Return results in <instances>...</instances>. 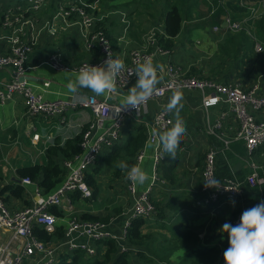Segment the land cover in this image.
Instances as JSON below:
<instances>
[{"label": "crops", "instance_id": "0c3cea01", "mask_svg": "<svg viewBox=\"0 0 264 264\" xmlns=\"http://www.w3.org/2000/svg\"><path fill=\"white\" fill-rule=\"evenodd\" d=\"M170 1L173 3L175 0ZM195 1L198 6L190 11L189 18L183 17L181 33L174 39L175 45L171 51L160 46L158 42L159 35L166 36L163 18L166 0H101L97 9L88 12L94 14L96 24L108 36L115 56L123 60L125 65L130 64L132 53L140 52L152 55L150 59L153 63L163 67L164 71L159 73L162 79L156 88L171 79L169 68L173 67L185 77L211 80L217 85L239 86L245 90L258 87L257 94L264 95V39L256 29L257 22L264 16V0ZM6 6V1L0 0V18ZM64 7L65 0H48L38 14L25 19L18 29L21 30L23 39L33 45L26 63L29 69L23 81L47 101L63 100L71 103L92 97L93 94L86 89H82L76 96L69 94L66 84L73 78L71 72H57L46 62L54 54H61L66 65L75 69L83 63L99 62L103 54L98 48H87L79 25L80 19L78 16L65 17ZM226 17L240 23L242 28L231 30L225 24ZM3 33L5 31L0 30V38ZM231 36L232 41H229ZM226 45L227 51L223 53L221 48ZM159 47L164 53L158 52ZM5 52L6 43L0 39V56ZM14 70L12 66H0V83H11ZM137 79L134 76L130 84L124 87L117 85L119 95L110 94L93 99L102 101L108 98L109 101L121 104L124 95L135 85ZM174 93L181 96L182 107L179 115L186 127V145L181 151L182 159L176 168L178 182L175 185L170 184L157 170L158 167L154 172L152 158L150 180L143 185L136 184V194L132 195L129 190L130 181L126 179L127 170L122 171L118 167L121 161H127L119 158L115 165H109L105 162V157L116 146H124L139 127L146 128L148 139L152 130H156L158 113L168 104ZM209 95V90L203 92L197 89H178L168 93L162 102L150 101L137 115L128 118L119 130L117 141L100 151L96 164L86 173V177H93L96 181L98 195L94 197L93 187L90 188L91 198H84L78 193L71 194L70 201L60 206L63 215L57 217L55 232L60 230L63 236L53 235L49 242H45L48 249L54 251L53 256L45 257L43 253L33 251L23 264H59L62 254L73 253L64 241L65 229L72 221L83 220L86 214L101 218L109 216L107 229L113 239L124 244L128 252H131L132 264H145L138 257L140 249L126 243V234L131 222L137 218H134L136 199L148 189V197L160 204L165 215L161 219L157 207L150 200L156 211L145 219L144 234L154 233L163 241L172 239L171 232L164 227L181 230L182 236L195 233L199 241L197 249L217 248L222 257L217 264H224L223 252L229 246L228 237L218 230L226 221L235 225L238 214L264 200V143L251 154L246 144L237 138L240 124L232 105L221 100L216 107L206 110L202 100ZM170 113L175 122V110ZM94 121L92 111L81 106L46 119L42 116H29L23 100L18 96L0 102V171L3 177L0 188L15 184L25 189L22 199H17L8 192L2 196L10 208L33 206L47 196V192L40 186L42 174L38 181L24 185L17 170L45 165L51 146L56 143L63 146L67 141L83 134ZM108 127L109 124L104 125L96 134L104 133ZM144 148L146 154L150 151L153 156L157 153L161 156L158 166L175 165L177 155L175 159L168 156L162 151L161 145H153L147 141ZM210 150L215 152L216 180L220 170L228 167L229 174L222 181L231 180L240 185L242 195L239 199L224 198L218 203L208 205L201 203V198L204 199L201 188L205 156ZM54 159L61 168L69 160L61 153ZM132 160L133 165H136V158ZM253 163L260 166L261 184L253 187L259 188L258 196H251L245 191V185L249 184L248 177L253 173ZM84 199L90 202L86 209L81 205ZM232 201H235V206ZM176 206H180L179 211L172 208ZM10 239L11 233L0 231V242L5 243ZM79 241L96 250L98 248L97 242L90 238L83 236ZM18 245L19 243L16 248ZM100 248L104 255L106 248ZM188 251L191 250L176 254L169 264H179V258L189 254ZM155 264L162 263L157 261Z\"/></svg>", "mask_w": 264, "mask_h": 264}, {"label": "built area", "instance_id": "2783aa9c", "mask_svg": "<svg viewBox=\"0 0 264 264\" xmlns=\"http://www.w3.org/2000/svg\"><path fill=\"white\" fill-rule=\"evenodd\" d=\"M7 3L0 18V30L5 31L1 35V41L6 43V52L0 56V66H12L14 70V79L9 84L0 83V102L12 100L15 96L23 100L26 112L31 117L42 116L52 118L63 114L75 107L89 109L95 116V121L90 123L83 133L81 144L82 153L74 160H68L64 163L67 170L65 179L59 184L55 191L48 193L43 197L39 204L26 206L22 209H12L0 194V231L11 233V239L5 243L0 242V264H23L25 258L39 251L45 257H51L54 254L52 249H48L46 243L40 240L34 234L35 228H41L48 233H54L57 227V217L50 211L52 207H60L65 202L70 201V195L80 193L84 198H91L92 191L86 182V173L93 167L100 151L106 146H112L119 137V130L128 118L137 115L142 108L154 101H163L164 97L171 91L178 89H197L201 91H210L209 96L202 100L203 107L207 110L216 107L221 100L232 105L234 112L239 120L240 129L238 139L246 144L247 150L252 154L259 146L264 143V95L257 94L258 87L251 90H245L239 86L217 85L215 81L185 77L173 67L169 68L171 79L163 86L157 88V92L144 104L135 109H122L118 102L96 99H80L73 102L63 100L47 101L41 95L34 92L32 87L26 82L20 80L28 72L26 66L28 56L32 52L33 45L26 42L18 29L19 24L25 19L36 15L44 7L48 0H5ZM101 0L93 3L87 0H65L63 13L65 17L71 18L78 16L79 25L82 29V36L89 50H98L103 54V58L96 63H83L78 68H71L66 65L61 54H54L46 62L53 70L57 72L78 71L82 66L90 64L99 66L107 59L111 52L115 59V50L110 43L105 31L96 24L97 19L93 13L88 12L97 9ZM225 24L231 30H240V23H236L232 18L226 17ZM258 51H261L259 47ZM159 53L164 51L159 47ZM152 55L140 52L131 54L130 64L125 65V69L117 76V85L126 86L130 84L135 75L129 76V70L134 69L137 63L145 59H150ZM48 85V84H46ZM171 122V123H170ZM173 117L170 112L162 107L156 118V131L162 132L172 126ZM109 124L104 133L96 134L98 129ZM148 143L160 145L158 136L153 135V130L147 139ZM146 149L143 148L136 157V165L141 164L146 159ZM161 156L157 153L153 156V169L160 164ZM253 173L248 177V183L254 187L261 184L259 179L260 166L252 164ZM203 185L201 192L204 199L201 203H218L226 198L236 200L242 195L240 185L231 180L219 182L215 177V152L210 150L205 156ZM219 182L221 187L206 188L205 182ZM30 179H23V184H31ZM236 190V191H227ZM130 193L136 194L137 185L130 181ZM150 190L139 195L136 199V215L134 218L142 217L147 219L155 213L156 209L148 197ZM241 214H238L234 224L239 223ZM108 225L103 222H92L85 220L72 221L65 229L64 241L71 247V251H83L90 256L96 254V249L86 246L79 241L81 237L90 238L92 241L99 242L103 240H114L111 232L107 229ZM17 243H19L16 248ZM121 251L127 252L128 249L122 243H119Z\"/></svg>", "mask_w": 264, "mask_h": 264}, {"label": "trees", "instance_id": "16d2710c", "mask_svg": "<svg viewBox=\"0 0 264 264\" xmlns=\"http://www.w3.org/2000/svg\"><path fill=\"white\" fill-rule=\"evenodd\" d=\"M96 0H87L89 3H93ZM198 6L195 0H175L173 3L170 0H166L165 8L163 12L164 25L166 29V36H158L159 45L166 50L171 51L175 45L174 39L179 36L182 30L183 17L189 18L190 11ZM208 24V23H207ZM206 24V25H207ZM205 25V26H206ZM199 26V25H196ZM256 29L260 33V36L264 39V16L256 24ZM232 41V36L229 41ZM228 41V42H229ZM227 42V43H228ZM223 53L227 51V45L221 48ZM83 141V134L75 137L73 140L67 141L63 146L55 144L48 149L47 163L45 165H35L30 167H23L17 170V175L21 180L30 179L31 181H38V177L42 174L43 180L40 182V186L48 193L55 191V189L61 184L66 175V170L60 167L55 162L54 157L59 153L63 154L67 159H73L82 153L81 144ZM147 142L146 128L139 127L135 133L131 134L128 138V142L122 147H115L110 154L105 157V162L109 165H115L118 159H124L129 166L134 164L132 159L136 158L139 152L145 147ZM186 134L181 139L180 148L177 150V160L175 165L170 166H158L159 172L163 174L165 179L172 185L178 182L177 166L180 162L182 150L185 149ZM229 168L225 167L221 169L217 174L219 182H222L223 177L229 174ZM2 174L0 171V180H2ZM88 186L94 188V197L98 195V187L93 177H86ZM259 188H253L249 184L245 185V191L250 193L251 196H258ZM11 193L17 199H22L25 193L24 187L21 185L10 184L3 188H0V194L3 196L5 193ZM75 194V193H74ZM80 194V193H78ZM151 200V199H150ZM183 200V198H181ZM152 201V200H151ZM158 209V215L161 219H164V211L160 209V204L152 201ZM177 207V206H176ZM172 207L174 210L179 211L180 206L177 208ZM50 211L56 216L63 215V211L60 207H52ZM83 220L92 222L109 223L108 217H98L86 214L83 216ZM146 226L145 218H135L131 222V226L128 228L126 234V243L133 247L140 249L138 257L145 264H155L157 261L162 264H169L170 260L183 251H188L189 254L183 255L179 258V264H217L221 259V252L217 248L211 249H197L199 241L197 240V234L187 233L182 236L179 230L173 228H166L172 234V239H164L160 241L154 233L144 234ZM34 234L40 240L49 242L53 235L62 237L63 233L60 230L53 233H48L40 228L34 229ZM98 248L94 256H90L83 251H73V253L62 254L59 264H132L131 252H122L120 245L115 240H103L97 242ZM100 247L106 248L107 252L103 255ZM102 254V255H101Z\"/></svg>", "mask_w": 264, "mask_h": 264}, {"label": "clouds", "instance_id": "9594fccd", "mask_svg": "<svg viewBox=\"0 0 264 264\" xmlns=\"http://www.w3.org/2000/svg\"><path fill=\"white\" fill-rule=\"evenodd\" d=\"M125 69L123 60L119 57L115 59L112 53L99 66L86 64L78 71L73 70L66 84L69 94L76 96L82 89H86L93 94V99L98 96L110 94L119 95L117 89V76ZM164 71L162 66L155 65L151 59H145L137 63L134 69L129 70V76L135 75L138 79L121 102L122 109H135L150 99L157 92V84L160 83L162 76L159 73ZM181 96L174 93L168 104L165 106L167 112L175 110L176 118L172 126L162 132L154 129L153 135L158 136L162 151L175 159L177 150L180 148L181 139L186 134V127L183 119L179 115L182 107L180 104ZM171 123V122H170ZM118 167L127 170L126 179L133 184L143 185L149 179L148 173L139 165L129 166L121 161ZM206 188L219 189V182H205ZM227 191H236L228 190ZM235 206V201H232ZM222 234L228 237V247L223 252L224 264H264V200L254 207L242 212L239 223L233 225L226 221L219 229Z\"/></svg>", "mask_w": 264, "mask_h": 264}, {"label": "rangeland", "instance_id": "374dc122", "mask_svg": "<svg viewBox=\"0 0 264 264\" xmlns=\"http://www.w3.org/2000/svg\"><path fill=\"white\" fill-rule=\"evenodd\" d=\"M192 38H193V34H192ZM152 158H153V153L152 152H150V151H148V153H147V157H146V159H145V164L143 163V165L141 166V168L143 169V170H145L147 173H148V175H149V177L151 176V174H152V168H151V163H152ZM148 165V166H147ZM64 179H65V176H64ZM63 179V180H64ZM150 180V179H149ZM148 180V181H149ZM89 204H90V202L89 201H87V200H82L81 201V205L83 206V208H88V206H89Z\"/></svg>", "mask_w": 264, "mask_h": 264}, {"label": "water", "instance_id": "95a60500", "mask_svg": "<svg viewBox=\"0 0 264 264\" xmlns=\"http://www.w3.org/2000/svg\"><path fill=\"white\" fill-rule=\"evenodd\" d=\"M23 80H24V79L22 78L20 81H21V82H24Z\"/></svg>", "mask_w": 264, "mask_h": 264}]
</instances>
